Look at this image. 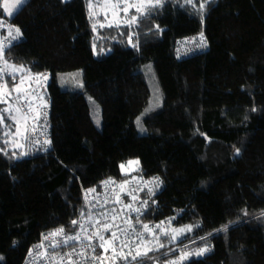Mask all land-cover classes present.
Wrapping results in <instances>:
<instances>
[{"label":"trees","instance_id":"obj_1","mask_svg":"<svg viewBox=\"0 0 264 264\" xmlns=\"http://www.w3.org/2000/svg\"><path fill=\"white\" fill-rule=\"evenodd\" d=\"M88 16L86 0H25L8 18L21 34L3 58L33 77L50 73L38 98H28L44 111L29 122L51 131L47 148L25 155L0 146V264H24L45 230L72 227L81 189L138 174L161 181L144 219L192 226L174 243L161 236L165 246L142 264H165L168 251L190 242L182 264H264V0H215L200 13L187 0H164L139 19L137 47L115 43L104 57L93 54ZM201 31L207 48L177 57L176 40ZM148 60L162 104L143 117L139 134L135 118L150 91L137 67ZM76 69L84 91L61 87L59 73ZM130 160L139 164L125 175L120 166ZM203 246L209 250L196 255Z\"/></svg>","mask_w":264,"mask_h":264},{"label":"snow or ice","instance_id":"obj_2","mask_svg":"<svg viewBox=\"0 0 264 264\" xmlns=\"http://www.w3.org/2000/svg\"><path fill=\"white\" fill-rule=\"evenodd\" d=\"M191 2V0H189ZM23 0H16V5L12 7H16L19 4H22ZM161 3V0H117L116 3H110V0H105L103 5H99L102 8H111V9H119L123 11L125 16H128L131 9H135L139 15L146 14L151 8L158 6ZM203 7V5H201ZM5 8H8V5H5ZM90 9V17L94 19V23L92 25L93 31H96L97 26L100 28L104 27H120L121 24L124 25H132L135 24L138 20V16L133 15L130 19H123L119 17L118 11H113L112 20H108V13H97L93 11V5L89 3ZM9 14H11V10L9 9ZM103 15L104 19L107 21L106 23H100L98 19H95L97 15ZM0 26H2V22H0ZM16 36L12 37V39H16L19 37L20 30L15 29ZM11 34V33H10ZM201 38L202 34H201ZM129 42H131V38H129ZM5 50V45H0V59H3V53ZM4 66L0 67V103L8 104V107L4 109H0V124H2L6 118L5 114H7V118H10L13 121V126L15 128L14 133L11 135L15 137H20L22 139H27L28 134V113L33 109L31 107L32 101L28 100V95L31 91V81L35 78L37 81L41 78L46 79V74H35V77L30 73L29 69H25L23 65L16 66L8 63L6 59L3 60ZM10 70V71H9ZM17 73H20L19 82L15 83L13 87L10 89L8 87L7 81L4 79L5 74H7L12 80L17 79ZM27 74V75H25ZM26 80L29 82V87L25 88ZM13 93L16 95L13 96ZM10 100H14L15 104L10 103ZM8 127V125H5ZM9 135V133H6ZM7 143V141H5ZM45 143H50L49 141H45ZM15 147H20L21 145L17 142H14ZM2 151V149H0ZM239 152V149H237ZM26 153H22L21 155H25ZM139 161H128L127 167L125 165H121L122 171H124L125 175H128L130 170H135L132 168L133 165L138 166ZM135 179V178H133ZM159 178H154L151 182L157 187H159ZM131 181L125 180L121 184H117L116 181L109 178L106 181L102 182V186L105 189V193L103 196V201L100 202V194H96L93 196V200L97 201V203H92L88 200L89 194L95 193L96 190L88 189L85 193V202L86 204H90L91 208L85 214V211H81V219L73 220L71 223L73 226H78L79 231L76 232L75 235H67L65 234V230L61 227L55 229L54 231L46 234L44 236V241H49V247L52 249H56L61 247L62 245L67 246L71 241L81 242V251L79 253L76 252V248L73 247L70 252L64 253L63 255H56L48 257L51 261V264H79L78 261L73 259L74 255L81 256L86 260H90L91 264H103L104 259H110V264H116V261H135L137 264H142L143 260L147 258L148 260H153L154 258L149 255V253L159 250L163 248L165 245L160 242V237H169V243L176 242L181 236H183L186 232L192 230V226L188 225L183 228H172L166 227L167 225H171L170 218L167 222L161 221L159 224L154 226H150L147 223H142L140 220V215L142 214V208H146L147 201L141 202L140 207H134L133 203H123L122 197L124 195L130 196L133 202L137 201L139 197L133 193L132 190L126 188ZM115 185V187H113ZM118 189V191H117ZM141 191L143 189H140ZM149 194H152V189H149ZM109 202L113 204H122V209L117 210L116 208L107 209L104 206ZM99 208L101 211L98 213H94L91 211L92 208ZM128 210L127 218L122 220L120 224L116 223L118 219L119 211ZM136 213L135 222H133V218L130 213ZM264 215V213H262ZM139 225L141 230L137 231L136 226ZM116 229L117 231H113ZM158 230V231H157ZM83 233V236L81 235ZM108 234V235H105ZM120 234L124 236V239L121 240ZM147 236H150L151 239H146ZM135 236V241L129 239L130 236ZM57 237H61V239H57ZM82 241H88L87 246L83 245ZM93 241L96 243L94 244ZM135 244V248L133 249L132 245ZM43 248V242L40 246ZM96 247H99L102 250L103 256L94 255L96 251ZM127 248L128 251L124 252L123 249ZM187 248V245H185ZM91 250L92 255H89L88 250ZM207 248H200L196 250V255H201L204 252L208 251ZM111 253V257H108V254ZM41 258L47 257V249L42 253H38ZM192 252L182 251L181 255L176 260L168 261V264H182L184 260H186Z\"/></svg>","mask_w":264,"mask_h":264},{"label":"rangeland","instance_id":"obj_3","mask_svg":"<svg viewBox=\"0 0 264 264\" xmlns=\"http://www.w3.org/2000/svg\"><path fill=\"white\" fill-rule=\"evenodd\" d=\"M25 0H23L24 3ZM215 0H187V7L190 11L200 13L203 8L208 4V3H214ZM105 0H86V6L88 9V17L89 21L91 23V26L95 22L93 18L90 17V9H89V3L93 5V11L97 13H103L107 12L108 13V20H112V12L113 11H118L119 12V17L123 19H130L131 16L136 15L138 16V20L135 24L132 25H124L121 24L120 27H104L100 28L97 26V29L94 33L93 36V54L96 57H104L107 53H109L112 49L115 43L124 45L126 47H137L140 39L142 38V30L140 29L139 25V19L143 16L139 15L135 11V9H131L128 16H125L123 11L119 9H111V8H102L99 5H103ZM117 0H110V3H116ZM164 0H161V3L158 5L160 6ZM22 3V4H23ZM8 5V8H5V5ZM19 4L16 7H12L13 5H16V0H1V10L6 16L4 20H0L2 22V26H0V39H6V37H9L12 34V26L8 21V18L11 17L17 9L22 5ZM203 5V7H201ZM156 6V7H158ZM156 7L151 8L147 13L153 11ZM9 9L11 10V14H9ZM145 15V14H144ZM95 19H98L100 23H106L107 21L104 19V16L97 15ZM105 28H111V31H106L102 32ZM203 32V31H202ZM11 33V34H10ZM204 34V33H203ZM129 38H131V42H129ZM4 59V58H3ZM138 71L142 72L145 81L149 87L150 91V96L147 102V105L141 110L139 115L135 118V126L136 130L139 134H143L146 132V128L143 123V117L151 114L153 112H156L158 109H160L161 104H162V90L160 88V84L158 82L155 69L153 66V63L151 60L145 61L141 63L137 67ZM20 77V76H19ZM19 81V80H18ZM58 82L61 87L66 88V89H75V90H81L84 91L83 87V82H82V71L81 69H76L74 71H69V72H63L59 73L58 75ZM28 81L26 80L24 87L28 88ZM13 87V85H11ZM29 98H33V95L29 93L28 95ZM87 100L89 104L91 105L92 111H93V116L95 119V123L97 125H100L101 119L99 117L100 109H99V104L97 101L90 95L86 94ZM10 103L11 100L9 101ZM13 104V103H12ZM15 104V103H14ZM8 107V104L0 103V109H4ZM32 113L31 115L28 114V120L27 122L31 124L29 121H34L37 120L39 121L42 113L44 111H41V108L36 104L32 105ZM6 118L2 124H0V146L7 141L11 147L14 146V142H17L21 145L22 140L25 142V148H26V140L27 139H22L20 137H15L11 135V133H14L15 128L13 126V121L10 118H7V114H5ZM5 125H8V127H5ZM6 133H9V135H6ZM17 148V147H15ZM24 148V150H25ZM130 161H138V160H130ZM122 165H125L127 167L128 162L124 163ZM137 165H133V169H137ZM122 170V169H121ZM135 170H130V172H133ZM124 172V171H123ZM191 243V242H190ZM188 243L187 250L188 252H192L193 250L191 249V245L193 243ZM190 244V245H189ZM178 248V247H177ZM196 248V247H195ZM200 248H206L205 246L200 247ZM198 248V249H200ZM197 249V250H198ZM172 252L171 250L168 251V253ZM166 253V254H168ZM110 256L112 255L109 253ZM165 257L167 258L168 256ZM170 256V255H169ZM151 264H159L157 261L151 263Z\"/></svg>","mask_w":264,"mask_h":264},{"label":"built area","instance_id":"obj_4","mask_svg":"<svg viewBox=\"0 0 264 264\" xmlns=\"http://www.w3.org/2000/svg\"><path fill=\"white\" fill-rule=\"evenodd\" d=\"M201 34H202L203 38H201ZM6 44H7V39L6 40L0 39V45H6ZM207 46H208L207 39H206L205 35L203 34V32L201 31V32L196 33V34H190V35H186V36L178 38L175 42V53H176L177 57L182 58V57H186V56L193 55L196 53H200V52L204 51L207 48ZM3 60L4 59H1L0 67L4 66ZM41 74H46L47 78L46 79L41 78L38 81L34 78L31 81L30 93L35 95L36 98H38V95L40 93V88L42 86H44V84L48 81V79L50 77L49 72H44ZM4 79L7 81L8 87L11 89L12 86L8 82V75L7 74H5ZM28 85H29V83H28ZM15 95L16 94L13 93V96H15ZM28 100H30V99L28 98ZM14 103H15V101H14ZM42 121L43 120H41V122ZM44 127H50V124L49 123H45V124L36 123L33 125L28 124L29 131L27 134L28 138L26 140V148H25L24 153L27 154V153H31L35 150L47 148L48 143H45V141L41 137V132H42V129ZM45 150H47V149H45ZM133 178H135V179H133ZM154 178H157V176H145L142 174H138L137 176H131L128 180L131 182L128 185H126V188L129 190H132L133 193L139 197V199L137 201L133 202L131 200L130 196L124 195L122 197L124 204L133 203L134 207H140L141 202L147 201L146 208H142V210H141L142 214L140 215V220L142 223H147L150 226H154L156 224H159V222L156 220H152V219L146 220L143 217V215L146 213L147 208H148V196L150 195L148 190L152 189V192H154V191L158 190L161 186L160 180L158 181L159 187H157L153 183H147V184L145 183V182L153 181ZM108 179L109 178H107L106 180H108ZM106 180H104V181H106ZM113 187H115V185ZM140 189H143V190L141 191ZM117 191H118V189H117ZM85 193H86V190L81 189L80 208H79V211H78L74 220L81 219V211L82 210H84L85 214H87V212L91 208V205L86 204V202H85ZM104 193H105V189L103 188V186L101 184V187L98 190H96L95 193L89 194L88 200L91 201L92 203H97V201L93 200V196H95L96 194H100V202H102ZM104 207L107 209L116 208L117 210H120V209H122V204H113V203L109 202ZM91 211H93L94 213H98L99 211H101V209L99 208V205H97V208H92ZM127 214H128V210H126V209L123 211H119V215H118V219L116 220V223L120 224L122 222V220L127 218ZM130 215L133 218V222H135V217L137 214L133 212V213H130ZM61 227L65 230V234H67V235H75L76 232L79 231L78 226L67 227L65 225H60V226L45 230L42 233L40 240L37 243H35L34 245H32L30 247V249L28 250L27 255L25 257L24 264H51V261L48 259V257L56 256V255H63L64 253L70 252L73 247H75L76 252L79 253L81 251V242L71 241L69 243V245H67V246L62 245L59 248L52 249L51 247H49L50 242L44 241L43 238L46 234L54 231L55 229L61 228ZM136 230L137 231L141 230L139 225L136 226ZM113 231H117V230L113 229ZM81 235L83 236V233H81ZM105 235H108V234H105ZM120 238H121V240H123L124 236L122 234H120ZM57 239H61V237H57ZM129 239L135 241L136 238L133 235V236H130ZM146 239L150 240L151 237L147 236V234H146ZM42 242H43L44 247L43 248L38 247L42 244ZM82 243H83V245L87 246L88 241H82ZM93 243L95 244L96 242L93 241ZM185 245H187V247H188V243H187V244H184V245L179 246L178 248H175L174 250H172V252H170V253H173V251H175V253H173L172 256L167 257L165 264H168V261L176 260L181 255L182 251H188L187 248H185ZM132 247H133V249L135 248L134 243H133ZM45 249H47V257L41 258V256L38 253L44 252ZM123 251H125V250L123 249ZM88 252H89V255H92L90 249L88 250ZM94 255L103 256L104 254L102 253V250L99 247H96V251H95ZM108 257L109 258L111 257L110 254H108ZM191 257H192V255H190L187 259L189 260ZM73 259L78 261L79 264H91L90 260H86L85 258L78 256V255H74ZM65 264H67V261H65ZM103 264H110V259H104ZM116 264H137V263L133 262L129 259V261L117 260Z\"/></svg>","mask_w":264,"mask_h":264},{"label":"bare ground","instance_id":"obj_5","mask_svg":"<svg viewBox=\"0 0 264 264\" xmlns=\"http://www.w3.org/2000/svg\"><path fill=\"white\" fill-rule=\"evenodd\" d=\"M45 118H48V114L46 115ZM50 131H51V126L50 127H44L41 132V137L44 141H50ZM81 203V200H80ZM80 208V205H79ZM79 211V209H78Z\"/></svg>","mask_w":264,"mask_h":264},{"label":"crops","instance_id":"obj_6","mask_svg":"<svg viewBox=\"0 0 264 264\" xmlns=\"http://www.w3.org/2000/svg\"><path fill=\"white\" fill-rule=\"evenodd\" d=\"M1 20V19H0ZM13 29V28H12ZM14 36H16V31H15V29H13L12 30V34L9 36V37H6V39H7V42H8V40H11L12 39V37H14ZM5 39V40H6ZM0 64H1V59H0ZM19 82V81H18ZM17 82V83H18ZM32 112V111H31ZM31 112H29V113H31ZM28 122H27V126H28ZM20 148L22 149V152H24L25 150H24V148H25V145H24V141H22V143H21V146H20Z\"/></svg>","mask_w":264,"mask_h":264}]
</instances>
